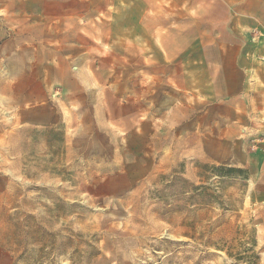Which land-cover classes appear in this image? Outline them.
Listing matches in <instances>:
<instances>
[{
  "label": "rangeland",
  "instance_id": "1",
  "mask_svg": "<svg viewBox=\"0 0 264 264\" xmlns=\"http://www.w3.org/2000/svg\"><path fill=\"white\" fill-rule=\"evenodd\" d=\"M172 4L34 0L12 26L50 111L0 115V264H264V26Z\"/></svg>",
  "mask_w": 264,
  "mask_h": 264
},
{
  "label": "crops",
  "instance_id": "2",
  "mask_svg": "<svg viewBox=\"0 0 264 264\" xmlns=\"http://www.w3.org/2000/svg\"><path fill=\"white\" fill-rule=\"evenodd\" d=\"M30 3L34 4V0H0V115L7 113L10 118H15L13 114L18 117L21 109L26 120L34 119L36 111H50L49 94L45 96L48 91L43 87L44 82L38 95L40 98L37 102L35 100L33 83L29 85L33 78L27 69L29 49L13 35L12 30V26L27 20ZM172 3L177 9L188 6L202 19L201 23L211 26L210 33L219 31L226 34L228 30L238 35L236 30L239 28L258 31V25L264 26V0H172ZM205 38L220 40L218 36ZM216 50L221 61L217 65L214 81L231 90L228 94L242 90L243 73L247 69L240 66L238 60H230V50L223 47ZM205 52L204 55H207ZM3 120L0 119V123Z\"/></svg>",
  "mask_w": 264,
  "mask_h": 264
}]
</instances>
